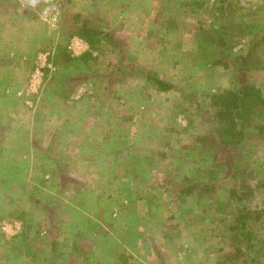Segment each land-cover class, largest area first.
Listing matches in <instances>:
<instances>
[{
	"label": "rangeland",
	"instance_id": "374dc122",
	"mask_svg": "<svg viewBox=\"0 0 264 264\" xmlns=\"http://www.w3.org/2000/svg\"><path fill=\"white\" fill-rule=\"evenodd\" d=\"M79 17L114 43L80 60L91 50L70 36ZM263 36L264 0H0V264L223 260L230 169L264 181V134L230 151L195 140L212 126L210 94L242 68L228 55ZM45 54L55 71L34 76ZM254 54L244 77L264 93V41ZM150 72L173 89L149 86ZM250 202L264 210V191ZM262 222L252 230L264 247Z\"/></svg>",
	"mask_w": 264,
	"mask_h": 264
},
{
	"label": "trees",
	"instance_id": "16d2710c",
	"mask_svg": "<svg viewBox=\"0 0 264 264\" xmlns=\"http://www.w3.org/2000/svg\"><path fill=\"white\" fill-rule=\"evenodd\" d=\"M225 1V0H224ZM77 20L79 26L70 30L71 35L84 40L91 52L85 53L80 60L94 57L92 52L96 51L102 41L114 43V38L110 32H106L107 27L104 24L92 23L87 19ZM102 22L103 20L100 19ZM106 28V29H105ZM105 29V30H104ZM223 43V39L220 38ZM264 41V36L258 39L252 46L246 56L237 54L228 55V59L233 61V64L241 62L242 68H236V76L231 81V86L228 89L216 91L210 94L209 106L212 113V126L206 136H198L195 140L200 143L197 147H202L208 141L212 150L218 147L224 148L226 151L237 150L242 147L246 140L247 131H258L256 138H261L264 134V93L255 83L245 79V73L249 70V61L255 58V46ZM75 61L74 58L70 59ZM254 61V60H253ZM216 64H222L224 67H230L225 58H218ZM234 68V67H233ZM146 82L149 86L159 92H168L173 89V86L161 78L154 72L147 75ZM252 136V135H251ZM207 147V146H206ZM205 147V148H206ZM234 172L233 184L228 188V204L226 209L232 214V220L226 225V231L229 236L231 252L218 264H264V247L259 246L256 234L253 232V227L256 225L262 226V217L264 210L252 208L250 200L255 194L256 189L264 191V181H257V184L237 182L240 177L239 173H245V169L237 168L230 169ZM238 170V171H235ZM238 176V178H237ZM244 178V177H243ZM211 183V182H210ZM208 183L198 185L194 184L183 190V193H190L194 187L199 186L204 193H215L225 181L219 183ZM227 187V186H225Z\"/></svg>",
	"mask_w": 264,
	"mask_h": 264
},
{
	"label": "built area",
	"instance_id": "2783aa9c",
	"mask_svg": "<svg viewBox=\"0 0 264 264\" xmlns=\"http://www.w3.org/2000/svg\"><path fill=\"white\" fill-rule=\"evenodd\" d=\"M28 5H31V6H34L36 5L37 3H41V2H49L50 0H20ZM56 11V7L55 6H52V7H49L47 10H46V14L49 13V15H52L53 12ZM58 14V12L56 13V15ZM56 20V17H54L53 21ZM47 55L48 54H45L44 56H39V61L40 62H37V67L35 69V74L34 76H38L39 74L41 76H43L44 74V70L47 69V70H50L51 72L55 71V67L52 65L51 62H48L47 60ZM34 78V77H33ZM33 87V89H37V87L39 88V85L36 83L34 84V82H31L30 83V88ZM33 93V92H32Z\"/></svg>",
	"mask_w": 264,
	"mask_h": 264
},
{
	"label": "crops",
	"instance_id": "0c3cea01",
	"mask_svg": "<svg viewBox=\"0 0 264 264\" xmlns=\"http://www.w3.org/2000/svg\"><path fill=\"white\" fill-rule=\"evenodd\" d=\"M87 47H88V46H87ZM82 49H83V52H85V50H84L85 47L82 48ZM6 64L11 65V64H13V62H12V61H9V62H7ZM22 64H24V62H21V63H20V65H22ZM16 65H17V64H16ZM3 66H4V64H3ZM17 66H18V65H17ZM26 83H27V82H26ZM26 83L24 84L25 88L28 86V84H26ZM22 86H23V85L20 84V85L16 88V89H18L17 91H19L20 89L24 88V86H23V87H22ZM24 90H25V89H24ZM17 91L15 92V95H18V94H19V93L17 94ZM12 95H14V94H12ZM19 95H20V94H19ZM23 95H24V94H23Z\"/></svg>",
	"mask_w": 264,
	"mask_h": 264
}]
</instances>
